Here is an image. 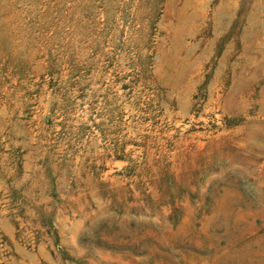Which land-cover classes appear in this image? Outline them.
<instances>
[{
    "label": "rangeland",
    "instance_id": "obj_1",
    "mask_svg": "<svg viewBox=\"0 0 264 264\" xmlns=\"http://www.w3.org/2000/svg\"><path fill=\"white\" fill-rule=\"evenodd\" d=\"M0 264H264V0H0Z\"/></svg>",
    "mask_w": 264,
    "mask_h": 264
}]
</instances>
